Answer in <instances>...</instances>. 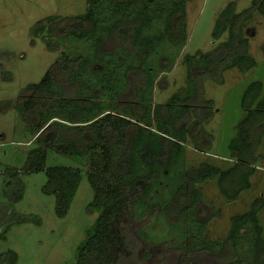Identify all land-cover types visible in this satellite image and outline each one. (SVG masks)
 <instances>
[{
	"label": "trees",
	"instance_id": "16d2710c",
	"mask_svg": "<svg viewBox=\"0 0 264 264\" xmlns=\"http://www.w3.org/2000/svg\"><path fill=\"white\" fill-rule=\"evenodd\" d=\"M189 1L167 0L156 7L150 0H88L87 11L64 19V26L50 17V26L37 29L38 33L48 30L88 41L91 53L61 55L41 82L28 86L39 95L23 100L19 108L24 110L35 144L24 168L7 170L18 185V190L9 193L13 202L20 200L25 187L19 175L45 170L48 179L43 190L56 195V213L65 217L82 180V169L66 164L47 166L49 153L55 151L78 162L88 160L94 199L87 209L99 215L78 247L74 264H143L145 257L138 255V248L146 234L134 230L130 221L142 218L147 210L161 211L164 204L167 216L176 213L184 222L181 236L192 238L186 249L195 246L230 264H264V228L259 219L264 196L256 198L250 210L231 218L225 238L213 240L207 235L208 222L200 218L204 208L199 188L217 178L224 197L234 200L252 187L251 177L263 158L258 148L264 139V81L255 80L243 91L244 115L237 123V136L229 143L231 166L223 169L203 161L186 171L177 164L189 140L204 152L213 147L214 134L206 124L215 115V101L206 98L205 82L224 83L228 70L248 72L258 65L245 28L256 13L264 16V0H254L241 12L236 10L237 2L229 3L213 30L214 39L226 32L228 39L211 51L185 55L186 85L166 102L154 105L160 71L172 70L177 56L159 53L161 45L169 42L181 48L187 44ZM157 25L164 27L151 34ZM110 38L117 40V49L104 52L103 43ZM155 57L161 61L157 66ZM95 62L101 69L94 67ZM58 70L75 84L73 91L56 83ZM125 97L130 104L124 103ZM174 175L172 192L168 195L167 191L161 201L151 199L162 178ZM34 218L11 219L0 237L7 238L13 224ZM18 259V252L11 250L0 255V264H17ZM182 264L213 263L183 259Z\"/></svg>",
	"mask_w": 264,
	"mask_h": 264
},
{
	"label": "rangeland",
	"instance_id": "374dc122",
	"mask_svg": "<svg viewBox=\"0 0 264 264\" xmlns=\"http://www.w3.org/2000/svg\"><path fill=\"white\" fill-rule=\"evenodd\" d=\"M150 1L159 7L167 0ZM233 1L237 2V12H241L250 7L254 0H191L187 3L188 42L181 48L169 42L161 45L159 53L177 56L172 70L160 71L155 85L154 105L166 102L186 85L185 55L195 54L198 50L211 51L228 39L227 32L220 39H214L213 30L221 12ZM87 9L88 0H0V234L6 223L17 216L36 217L33 221L13 224L7 238L0 237V255L17 251V264H74L78 247L99 215L98 211L91 213L87 209L94 199V189L87 174L91 169L88 160L78 162L55 151L49 153L47 166L66 164L82 169V180L65 217H59L56 213V195L43 190L48 179L45 170L19 175L25 189L23 197L15 202L9 192L18 190V185L14 184L17 181L7 173L11 168H24L35 144V135L24 121V110L19 108L23 100L39 95L37 90H29L28 86L41 82L61 55L91 53L88 41L50 34L48 30L38 33L37 29L43 25L50 26V17H56V21H61L59 25L64 26V19L83 14ZM163 27L157 25L150 33L155 34ZM245 29L250 41V53L258 65L248 72H241L237 68L228 70L224 83L205 82L206 98L215 101V115L206 124V129L214 134L213 147L204 152L189 140L185 143L184 156L177 163L179 168L188 171L203 161L223 169L231 166L229 143L237 136V123L244 115L241 107L243 91L255 80L264 81V16L256 13ZM117 46V40L110 38L102 48L104 52H111ZM154 60L156 66L161 63L160 57ZM94 67L101 69L102 65L95 62ZM55 81L64 85L68 92L75 89V84L59 70L56 71ZM124 100L126 104L131 102L128 97ZM258 154H262L263 158L258 161V170L251 177L252 187L243 191L237 199L224 197L217 178L199 185L203 192L204 208L200 218L208 222L207 235L211 239L225 238L231 228V218L250 210L254 200L264 196V139ZM176 180V175L163 177L161 187L155 188L151 199L161 201ZM164 207L165 204L161 211L153 213L147 210L142 218L130 221L134 230L146 234L140 238L138 248V255L145 257L143 264H182L183 259L230 264L217 260L212 252L195 249V246L191 248L190 245L186 249L192 238L181 236L185 232L184 222L176 213L167 216ZM259 219L264 228V208L259 212ZM133 263L137 264H130Z\"/></svg>",
	"mask_w": 264,
	"mask_h": 264
}]
</instances>
